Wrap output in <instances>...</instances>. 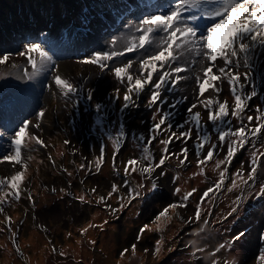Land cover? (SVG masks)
<instances>
[{
  "label": "rangeland",
  "instance_id": "374dc122",
  "mask_svg": "<svg viewBox=\"0 0 264 264\" xmlns=\"http://www.w3.org/2000/svg\"><path fill=\"white\" fill-rule=\"evenodd\" d=\"M51 1L48 6L53 7ZM23 3L28 6L27 2ZM67 3L71 1L67 0ZM84 3L82 1L79 4ZM41 4L47 6L43 1ZM96 6L92 5L93 14L82 16V19L84 21L87 18L92 19L94 28L101 31L108 26L99 18ZM31 7L36 8L33 5ZM41 10L40 7L35 12L40 13ZM118 10L117 6H113L108 11L107 18L114 21ZM81 11L87 13L85 8ZM29 12H33L32 8ZM50 18L42 20L45 29L39 37H34L33 34L28 41L13 36L17 25L7 36L0 33V55L12 54L9 62L5 66H0V157L10 153L12 135L25 120L31 121L32 124H40L39 129L30 127L28 131L41 137L48 145L41 148L31 143L23 149L22 157L28 165V170L21 185V199L18 201L9 199V202L0 205L4 209V212L0 213V221H4L5 215L12 219L11 229L0 223V229H3L0 231V264H213V261H216V264H264V259H260L264 256V196L259 195L258 186L264 183V157L254 183L250 181L244 185L241 184L240 178H237V184L240 186L232 191L227 190L231 186L232 174L237 170H241L243 179H247L251 154L253 151H262L264 138L261 139L259 136L253 138L247 149L241 153H239L241 149L238 151L236 159L232 160L229 166L225 186L210 193L203 202L201 196L218 180V170L214 171V163L209 162L202 166L204 171L201 174L200 168L197 167L195 144L198 141L195 131L192 139L186 144L181 140H175L169 145V151L177 154L182 147L186 146L189 149L187 161L183 166L172 157L162 169H157L151 178L142 177L136 172L128 177V185L125 186L124 162L134 157L141 158L143 143L129 136L122 141L115 161L116 171L108 169V165L113 167V146L105 148L109 143L108 133L115 137L118 129L113 125L117 123L116 117L119 116V112L107 103H110L113 90L119 87L120 99L112 100L111 103L121 107L126 85L118 84L108 71L95 86L92 105L88 109L84 105L86 90L92 84L98 66L81 61L103 50L89 49L87 43L81 41L74 33L75 26H86L83 20L70 23L65 31L52 30L54 21ZM36 19L40 20L38 14L31 18L30 22L34 23ZM137 22L134 20L131 24L134 26ZM30 33H33V30H27L24 37H29ZM44 33L46 35H43ZM26 43L43 44L52 55L48 69L32 79H29L32 68L27 59L17 55ZM239 71L244 72L245 69L241 67ZM56 75L73 83L79 89L78 93L71 98L61 96L53 81ZM225 83L226 91L230 93L226 80ZM174 91L176 93H173ZM245 91L251 92L252 87L247 86ZM162 93L169 99L162 111L172 113L170 120L172 118L178 120L172 123L173 131L178 133L181 130L176 126L183 124L188 118L186 109L192 103H197L194 111L201 113L204 130L211 133L210 142L217 143L216 132L212 131V125L207 120V112L197 100L195 86L191 89L180 86L173 91ZM213 94L214 91L209 90L200 99L212 98ZM184 97L187 99H183ZM225 100H230L228 95L222 102ZM177 101L182 102L177 104ZM95 103L106 105L104 122L108 123L110 118L111 124L103 123V126L95 124L98 113L92 114L91 110L94 109ZM139 103L140 101L136 99V104ZM170 104L177 106L171 108ZM53 109L57 111L59 121L65 122L66 126H62L60 122L54 123ZM40 111L45 115L37 120L36 114ZM142 111L137 112L135 107L124 110L121 124L125 133L128 131L127 124L135 117L138 118ZM254 126L255 124L251 127ZM150 127L144 124L140 128L141 134L147 137L150 134ZM188 127L194 126L187 125L183 130L187 131ZM221 127L226 128L228 125L223 124ZM10 128L11 131L8 132ZM54 131L62 134V141ZM170 134L166 131L158 136L151 147L154 149V152H151L154 162H158L161 156L163 146L160 140L167 139ZM65 140L69 143L65 144ZM102 146L105 149L103 163L108 165H102L101 170L96 172L95 160L100 156ZM225 147L226 145L221 147V153L216 158L223 159ZM205 154L206 150L201 153V158ZM82 163L85 165L91 163V169L81 170L79 165ZM20 170L19 165L0 163V178L10 177ZM161 171L165 175H160ZM69 172L72 173L71 177L67 175ZM152 181H156L158 186L155 193L149 195L152 199H147L148 185H151ZM113 183L120 188L118 193L107 201L112 208L120 207L119 197H125L126 202L129 192L133 189L140 191L141 196L114 214L105 210L103 205L82 203L77 199L80 195H85L89 200H94L100 195L106 196ZM141 183L145 185L143 189L137 187ZM94 187L98 189L95 195L90 192ZM176 188L181 191L176 193ZM192 189H196V192L188 199L186 207L170 209L168 215L171 219L165 221L162 218L158 222L160 231H156V224L152 223L156 215L169 204L181 203V197ZM29 195L32 197L31 200L28 199ZM237 197L242 198L238 212L228 216L231 209L237 206L234 204ZM197 204H200L201 211L199 221L195 219ZM205 220L208 221L207 224L204 223ZM89 222L102 227L90 228L81 236L78 230L86 227ZM145 224H148L151 230H146L137 241L139 230ZM238 230L245 231L246 235L239 243L229 245V241ZM13 231L16 233L15 243L12 238ZM90 240L95 243H89ZM157 240L161 241V251L154 256L152 253ZM133 244H136L134 255L131 249ZM220 244H225L226 247L217 252ZM16 246L19 247L21 254H17ZM53 248L56 249L55 252L52 251ZM198 248L204 251H196ZM124 249H128V252L121 258L120 253ZM145 249L149 251L145 253Z\"/></svg>",
  "mask_w": 264,
  "mask_h": 264
},
{
  "label": "snow or ice",
  "instance_id": "6c2138e0",
  "mask_svg": "<svg viewBox=\"0 0 264 264\" xmlns=\"http://www.w3.org/2000/svg\"><path fill=\"white\" fill-rule=\"evenodd\" d=\"M159 7L165 8L164 11L158 14L143 15L134 26L129 27V31L134 28V33L127 37L122 50H116V45L119 40L113 37L111 45L112 51L96 52L90 58H87L81 63L93 64L98 66L101 73L108 70L114 79L120 85H126L123 94V103L120 107L122 114L125 109L136 107V99L145 92L146 89H151L147 101V107L153 110L152 125L149 128V135L145 137L143 134L134 137L143 143L141 158H130L124 162V185H128V177L139 172L142 177L151 178L157 169H162L166 162L175 157L178 164L183 166L188 157L189 149L185 146L180 149L179 154L169 151V145L175 140H181L187 143L192 139L193 132L196 133L195 144L197 155V167L200 168L203 174V165L209 162L214 163L213 170H218V180L213 187H209L201 196V202L204 201L210 193L221 190L225 185L224 181L229 172V166L232 160L237 155L240 149H243L246 144H249L253 138L264 133V108L259 105L255 108L257 115H247L248 124H244L243 116L246 110L249 109V101L257 96L255 91V82L253 80V70L255 68L257 49L264 50V0H174L170 5ZM138 34V35H137ZM127 53H141L137 60L131 58L126 62H121L116 66H110L109 62L124 57ZM11 53L0 55V66H5L11 59ZM18 56L25 57L32 68V79L40 73L46 71L52 62V55L43 44L26 43L23 50L17 53ZM264 55V51L261 52ZM222 61V65L221 62ZM199 65L197 74L195 75V83L197 88V100L207 112V120L212 125V131L216 132L217 143H211V133L204 130V125L201 122V113L194 111L197 108V103H192L187 109L188 118L176 127L181 130L177 133L173 131V124L170 122L172 113L163 112L159 107L160 103H164L163 91H173L182 81L189 79L188 76L182 73L191 72L192 65ZM138 65V67H137ZM243 67L244 72L239 71ZM135 69V72L133 71ZM227 81L230 93L233 97L234 106H229L228 101L223 102L219 99H200L206 92L212 90L219 95L221 89L219 83ZM55 86L59 89L60 95L66 98H71L78 93L79 89L69 80L62 78L59 75L53 78ZM247 86L252 87L251 92L245 91ZM121 88L117 87L113 90L110 98L112 100L120 99ZM93 98L92 90H88L87 99L91 101ZM183 99H187L184 97ZM182 101H177L181 103ZM177 104H170L169 107L175 108ZM94 111L98 113L95 124L103 126L104 113L106 105L95 103ZM37 120L44 117L43 111L38 112ZM229 117L236 119L239 126L232 128ZM255 120V126L250 127ZM227 124L228 127H221ZM187 125V131L183 129ZM30 127L40 128L39 123L32 124L31 121L25 120L22 125L16 130L11 138L12 149L9 154L0 157V163L8 162L13 166L19 165L20 171H16L10 177L0 178V205L9 202V199L18 201L21 199V185L24 183L25 174L28 170V165L23 161L22 151L29 143H34L41 148H46L48 145L43 139L28 131ZM171 134L167 139H161L160 144L161 156L158 162H154V157L150 152V146L158 136L164 132ZM126 133L123 124L119 125L115 133V137L108 133L107 138L113 144V170L116 171V157L120 151L121 143L124 140ZM65 144L69 141L65 140ZM227 146V151L223 159L216 158L217 149ZM206 150V154L201 158V153ZM104 147H101L100 156L95 160V170H101L104 161ZM264 157V152L253 151L247 172V179H243L241 170H237L232 174L231 186L228 191L239 187L237 178H240L241 184L247 185L249 182H255L257 175L262 166L261 158ZM31 159V157H29ZM51 160V157H49ZM54 163V162H53ZM92 164H80L79 168L84 170L91 169ZM243 167V166H242ZM66 171V170H65ZM69 177L72 173H67ZM160 175H165L163 171ZM83 183V181H82ZM157 182L152 181L151 186L147 189L149 192H155ZM143 189V183L137 186ZM120 186L113 183L107 195L97 196L94 200L86 199L85 195H80L77 199L82 203H95L103 205L105 210L110 213L122 211L126 206L131 204L132 200L141 196V192L135 189L128 194L127 201L125 197H119L120 207L112 208L107 203L114 194L118 193ZM55 191V189H53ZM63 192L64 190L61 189ZM97 188H92L90 192L95 195ZM181 190L175 189L176 193ZM196 192V189L187 192L181 197V203H172L167 205L159 212L152 223L156 224V231H160L158 223L163 218L165 221L170 220L168 215L169 210L186 207L188 199ZM259 195L264 196V183L260 185ZM31 200V195L28 196ZM241 197H237L233 207L228 213L232 216L238 212ZM3 207H0V213H3ZM201 218L200 204H197L195 219L199 221ZM227 217H225L226 219ZM5 227L11 229L12 219L5 215ZM107 223V221H105ZM208 223L207 220L204 221ZM102 225H95L91 222L79 229L81 236H84L90 228H99ZM150 231L148 224H145L137 235V241L145 231ZM3 231V229H0ZM203 231V229H201ZM69 237L71 233L68 234ZM246 235L243 230H238L229 241V245L239 243ZM13 242L16 240V233L12 232ZM79 243V241L77 242ZM94 244L95 241H89ZM161 241L157 240L153 249V255H157L161 251ZM225 244H220L216 249L225 248ZM133 255L136 252V244L131 245ZM56 251L55 248L52 249ZM145 253L149 250L145 249ZM196 251H204L202 248ZM17 254L20 249L16 246ZM128 252L124 249L120 256L121 258ZM64 255V253H60ZM260 259H264L261 256ZM216 264V261H213Z\"/></svg>",
  "mask_w": 264,
  "mask_h": 264
},
{
  "label": "bare ground",
  "instance_id": "6f19581e",
  "mask_svg": "<svg viewBox=\"0 0 264 264\" xmlns=\"http://www.w3.org/2000/svg\"><path fill=\"white\" fill-rule=\"evenodd\" d=\"M138 17V16H137ZM133 26L130 21H123L122 23V28L118 31H104L102 33L103 36V40L100 44V48L102 50L106 51H112L113 50V46L111 45V41L113 39V37H116L119 40V43L116 45V50H122V48H120L121 46L124 45V43L126 42L127 37H129L134 33V28L132 29V31H129V27ZM138 35V34H137ZM127 60V59H126ZM126 60H120L118 61L117 65L120 64L121 62H126ZM189 79H187L190 84H195V81L193 79V76H188Z\"/></svg>",
  "mask_w": 264,
  "mask_h": 264
},
{
  "label": "trees",
  "instance_id": "16d2710c",
  "mask_svg": "<svg viewBox=\"0 0 264 264\" xmlns=\"http://www.w3.org/2000/svg\"><path fill=\"white\" fill-rule=\"evenodd\" d=\"M29 1H30V3H35V2H38V1H42V0H29ZM108 2L109 1L106 0V2H104V4H107ZM1 3H2V0H0V5H1ZM100 6H103V3H101ZM69 11H70V8L68 6H66L63 3L59 4V18L64 23H66V25L63 26V27H67L69 25V22H67V19L65 18L68 15ZM69 18L72 19V21H76V18L74 19L71 14L69 15ZM60 124L64 126V122L63 121H61ZM54 133L59 136L60 140H62V134L61 133H58V132H55V131H54Z\"/></svg>",
  "mask_w": 264,
  "mask_h": 264
}]
</instances>
